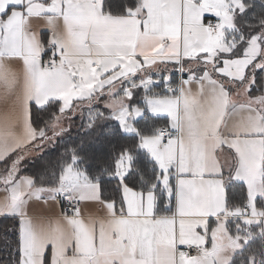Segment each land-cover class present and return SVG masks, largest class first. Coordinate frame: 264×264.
<instances>
[{"label": "snow or ice", "instance_id": "snow-or-ice-1", "mask_svg": "<svg viewBox=\"0 0 264 264\" xmlns=\"http://www.w3.org/2000/svg\"><path fill=\"white\" fill-rule=\"evenodd\" d=\"M0 241V264H264V0H0Z\"/></svg>", "mask_w": 264, "mask_h": 264}, {"label": "trees", "instance_id": "trees-1", "mask_svg": "<svg viewBox=\"0 0 264 264\" xmlns=\"http://www.w3.org/2000/svg\"><path fill=\"white\" fill-rule=\"evenodd\" d=\"M102 107V106H101ZM80 120L79 118L76 120V125H79ZM80 135H77L78 128L74 126L71 131V136L75 138L76 144L79 145L81 142V139L85 142V154L87 156L91 157V159L88 160V163L92 165L93 169L96 167H103L105 160L107 159L104 155L100 154L99 152H96L95 145H90L91 137L84 135V130L80 129ZM63 151L62 146L59 147L56 151L51 152L49 156H46L45 159H50L55 161L58 158L59 152ZM29 172L33 171L31 166H29ZM3 223L11 224V221H4ZM14 239V237H13ZM3 241H0V245H2ZM0 255H5V253H0ZM5 258L7 256L5 255Z\"/></svg>", "mask_w": 264, "mask_h": 264}, {"label": "crops", "instance_id": "crops-1", "mask_svg": "<svg viewBox=\"0 0 264 264\" xmlns=\"http://www.w3.org/2000/svg\"><path fill=\"white\" fill-rule=\"evenodd\" d=\"M101 106H102V105H101ZM55 211H56V212L61 211V205H56V206H55Z\"/></svg>", "mask_w": 264, "mask_h": 264}]
</instances>
